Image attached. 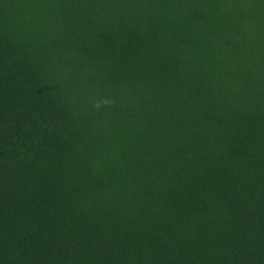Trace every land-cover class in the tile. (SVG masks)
Listing matches in <instances>:
<instances>
[{
	"label": "trees",
	"instance_id": "obj_1",
	"mask_svg": "<svg viewBox=\"0 0 264 264\" xmlns=\"http://www.w3.org/2000/svg\"><path fill=\"white\" fill-rule=\"evenodd\" d=\"M0 264H264V0H0Z\"/></svg>",
	"mask_w": 264,
	"mask_h": 264
}]
</instances>
